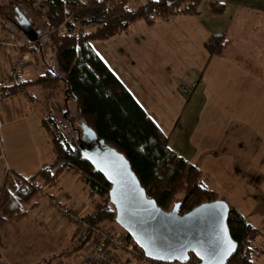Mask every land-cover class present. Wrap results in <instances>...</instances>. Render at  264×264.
<instances>
[{
  "label": "rangeland",
  "instance_id": "rangeland-1",
  "mask_svg": "<svg viewBox=\"0 0 264 264\" xmlns=\"http://www.w3.org/2000/svg\"><path fill=\"white\" fill-rule=\"evenodd\" d=\"M39 1L33 0L30 8L26 6L22 9L27 12L26 16L33 26L43 34V19L33 14L34 11L45 10ZM143 1L145 0H128V5L134 9ZM223 1L220 3L228 5L229 10L225 9L217 16L209 11L211 0H203L196 16L172 17L168 21H156L151 26L137 21L129 25L127 31L121 35L103 42L94 41L91 47L100 58L106 60L104 63L110 70L112 68L115 71L114 73L111 70L119 79L117 74L123 80L131 76L128 83L126 80L124 82L133 93H138L133 90L138 88L148 96V99L144 96L147 108L160 121L157 124L167 128L163 129L168 132L166 134L171 149L200 171L205 186L214 191L216 197H223L231 207H237L246 220H251L261 228L263 237L264 0ZM15 5L17 4L14 0H0V19L10 17L11 21L6 22L7 26L17 30L12 23ZM73 27L76 31L89 29L80 21H74ZM1 28L0 26V31ZM217 31L227 34L229 45L223 56L207 63L201 44L208 36L217 34ZM2 32L6 33L4 37L12 38L14 45L17 43L14 40L15 35L13 37L6 31ZM18 40L21 41L19 36ZM43 41L44 37L41 39L37 60L33 66L30 64L34 75L44 70L45 62L52 64V51ZM16 57L7 73L15 63H21V68L25 66L24 56L17 53ZM44 59L45 62L41 61ZM123 69L126 75L123 74ZM29 92L36 101L42 99V105L48 111L43 109V112H39L37 105L31 109L26 108L25 124H15L11 129L20 134L25 132L34 151L38 150L40 156L43 145L50 147L40 121L47 117L48 112L70 139L74 138L75 133L63 121L60 82L41 92ZM182 93H187V96H183L184 100L188 99L187 107L182 114H173L172 106L176 101L174 94ZM174 105L177 106L176 103ZM168 115L173 116L174 121L180 115L179 122H167ZM1 129L6 132L8 126L2 128L0 122V131ZM27 149L31 153L32 147L28 146ZM44 155L45 163L53 160L50 150L46 149ZM13 160L17 161L14 158ZM28 162L27 166L34 165V162ZM3 166L0 164L1 175ZM2 180L1 176L0 187ZM87 192V188L76 177L65 173L60 178L58 187L38 194L34 199L37 206L31 210L28 219L37 223L44 222L47 236L39 239L24 224L22 225L26 227H8L4 238L8 248L0 252V264H26L30 260L35 261L38 259L35 258L38 257L37 254L42 255L40 250L47 241L52 243L53 248L58 249V254L44 259V264H77L76 257L79 255L71 253L68 228L74 226L78 220L69 221L57 209L51 208L49 198H57L79 217L91 208ZM102 200L103 198L95 195L92 202L100 203ZM103 223L120 232L116 224L109 221L101 224ZM55 230L63 233L61 243L50 236ZM261 235L258 231L253 241L247 243L248 246L262 244ZM123 254L142 262L141 256L128 255L125 252ZM191 260L188 263H197V260ZM256 264H264V258L261 257Z\"/></svg>",
  "mask_w": 264,
  "mask_h": 264
},
{
  "label": "trees",
  "instance_id": "trees-1",
  "mask_svg": "<svg viewBox=\"0 0 264 264\" xmlns=\"http://www.w3.org/2000/svg\"><path fill=\"white\" fill-rule=\"evenodd\" d=\"M14 2L17 5L13 7L15 17L12 23L18 31L7 26L10 17L0 19L1 30L13 37L15 35V41H19V36L23 43L15 44L13 48H17L19 55L27 57L28 61L29 56L37 60L44 37L45 44L52 51V64L41 60L45 62V67L35 79L18 83L14 81L15 77L0 89V93L5 98L19 93L26 95L24 88L28 86L40 85L45 89L60 82L63 121L75 134L70 139L65 131L60 130L50 112L41 119L53 160L28 178L5 172L0 187V232L8 221L28 219L31 210L37 206L35 197L58 187L65 173L76 177L87 188V196L91 200V208L81 214L74 225L71 253L84 252L91 241L92 229L103 221L118 226L115 208L108 195L110 185L94 170L87 158L94 141L122 155L146 195L165 212L170 211L174 204H177L178 214L183 215L204 202H226L205 186L203 176L195 166L171 149L168 132L135 101L131 90L91 47L94 41L103 42L121 35L137 21L151 26L156 21H168L172 17L196 16L203 0H145L134 9L128 5V0H40L45 10L34 11L33 14L43 19V34L33 26L26 16L27 12L22 9L26 6L30 8L33 0ZM223 9V3H209L211 14L217 16ZM74 21L82 22L89 29L76 31ZM228 45L225 32L204 39L201 46L207 63L223 56ZM95 195L103 198L102 202H92ZM226 204V225L237 249L225 264H253L264 251V241L255 247L248 246L247 243L253 241L257 231L246 223L236 209ZM140 256L142 262L164 264L151 261L142 253ZM191 259L197 260L194 257Z\"/></svg>",
  "mask_w": 264,
  "mask_h": 264
},
{
  "label": "water",
  "instance_id": "water-1",
  "mask_svg": "<svg viewBox=\"0 0 264 264\" xmlns=\"http://www.w3.org/2000/svg\"><path fill=\"white\" fill-rule=\"evenodd\" d=\"M87 158L110 185L115 222L145 258L185 264L194 257L199 264H225L235 253L237 244L226 225V202H204L183 215L174 204L165 212L146 195L122 155L94 141Z\"/></svg>",
  "mask_w": 264,
  "mask_h": 264
},
{
  "label": "crops",
  "instance_id": "crops-1",
  "mask_svg": "<svg viewBox=\"0 0 264 264\" xmlns=\"http://www.w3.org/2000/svg\"><path fill=\"white\" fill-rule=\"evenodd\" d=\"M205 1H207V0H205ZM212 1H214V2L217 1V2L220 3L223 0H211V2ZM225 9L227 11L229 10L228 5H224L223 11ZM234 15H235V13H234ZM218 32L219 31H217V33ZM4 36H6V33H3L2 31H0V37H4ZM16 42H17L16 43L17 45H21L23 43V41H20V42L16 41ZM18 52H19V50L17 48H10V49H7V50L0 49V78L3 75H5L7 73V71L10 69V67L13 64L14 60L17 58L16 55H17ZM29 59L30 60L28 61V58L24 57L23 62H24L25 66L21 70L18 71L17 76H16L17 78L14 80L15 82H18V83L30 82L31 80L35 79L36 76L39 74V73H37L36 75H34L35 73H33V71L31 72V70H32L31 65L33 63H35L36 60L31 59L30 56H29ZM101 59L103 60V62L106 61L102 57H101ZM218 59H215V60H218ZM124 69H123V74L126 75ZM111 70L115 73V71L112 68H111ZM117 75L120 77V79L123 82L125 80L127 81V83L130 81L131 76H129L127 78H124L125 80H123L122 76H120L119 74H117ZM127 83H125L126 86H127ZM131 87L133 88L132 85H131ZM24 89H25L24 92L26 93V95H23L21 93L15 94L13 96L7 97L5 99V101L0 104V122H1V127L3 128L5 126H8V129H7L6 132H2V129L0 131V149H1L0 164L4 165L2 167V172H3L2 175H1V172H0V177L2 176V179L4 177L5 172H12V173L16 174L17 176H19L21 178H28L31 175L35 174L40 169V167H42L44 164L49 163V162L45 163L43 161L46 158V156L45 155L43 156V154H45V150L46 149L50 150V147L48 148L47 145L46 146L43 145L41 147V149H43V153L39 156L38 155L39 151L38 150L34 151L33 144H32L31 141L28 140V135H25V132L20 134V133H16V132L12 131V129H11V127L13 125H15V124H21V125L25 124L24 119L27 116L26 110H25L26 108L31 109L32 106L36 107V105H37V107L39 108L38 109L39 112H43V109L45 111L47 110V108H45V106L42 105V99L41 100L37 99V101H36L31 96V94L29 92V90H34L35 92L44 91V89L40 85L28 86V87H26ZM129 89L131 90L135 101L145 111H147L148 114H150L152 116V118H154L153 120L156 123L160 122L158 120V118L155 116V114L153 112H151L147 108L148 104H147V102L145 101V98H144V96H145L144 91L140 90L138 88H133V90L138 92V93H136L137 94L136 95L135 93H133L131 88H129ZM139 92H140V94H139ZM174 95H175L174 96V100H176L175 103L177 104V106L174 105L175 103L173 104V106H172L173 107V111L172 112H173V114H179V113L182 114L183 111L185 110V108L187 107L188 99L184 100V98H183V96H187V93L174 94ZM145 97L148 99V96H145ZM37 102H40V103H37ZM166 119H167V122H169V123H174L175 122L177 124L179 122L180 115L178 116V120L177 121H174L173 116H171V115H168ZM159 126L161 128H166L162 124L159 125ZM28 146L32 147L31 153L28 152V149H27ZM13 158L17 159V161H14ZM38 160H41V161L38 162ZM28 161L34 162V165L33 166H27V163H29ZM1 183H2V181H1ZM232 207L234 209H236L242 215V213L237 209V207H234V206H232ZM35 212L37 213V211H35ZM242 217L244 218L243 215H242ZM25 221H27V222H25ZM245 221L252 228H254L257 232L259 231V234L261 235V233H260L261 228L259 229V227L256 224L252 223L251 220H246L245 219ZM38 223H39V225H36L34 222L30 221L29 219L21 220V221H17V222L8 221L2 227L1 232H0L1 243L3 245V249H1L0 252H2V250H4L5 248H8V244L6 243V241H4V238L7 235L8 227H12L13 228V227H17V225H21L22 227H26L24 225H28L26 228L28 230L32 231V233H35L38 236L39 239L45 238L47 236L45 223L44 222L43 223L38 222ZM22 224H24V225H22ZM74 230H75V226H72V227L68 228V232H69L68 235L70 236L68 238L69 240L71 239V236H72ZM62 234H63L62 231L55 230V231L52 232V234L50 236L56 238L55 241L59 240L60 243H61L62 240H63ZM262 234H263V237H262V235L260 237H262V240L264 241V226L262 227ZM65 238H67V237H65ZM40 252H42L41 253L42 255L37 254L36 256H38V257H35V258H38V259H36L35 261L30 260L26 264H44L43 260L47 259V257L56 256L58 254V249L56 247L53 248L52 247V243H48V241H47V243H44V248L42 250H40ZM81 253L82 252H78L77 254L79 256H81ZM114 255H115V262H113L112 264H149V263H146V262H141L140 260H136V259L130 258L129 256L123 254L122 252H117ZM261 257L264 258V251L253 262V264H256L259 260H261ZM45 264H47V263H45ZM152 264H155V263H152Z\"/></svg>",
  "mask_w": 264,
  "mask_h": 264
},
{
  "label": "built area",
  "instance_id": "built-area-1",
  "mask_svg": "<svg viewBox=\"0 0 264 264\" xmlns=\"http://www.w3.org/2000/svg\"><path fill=\"white\" fill-rule=\"evenodd\" d=\"M12 38L0 37V49L13 48L14 42ZM21 63H15L14 67L5 75L0 78V89L7 84L10 80H14L19 70H21ZM5 97L0 93V104L5 101ZM51 202V208L57 209L59 213L69 221H77L78 215L76 212L71 211L69 207H65L57 198H49ZM92 238L88 247L81 253V256L76 257L78 259L77 264H112L115 260V253L125 252L128 255L140 256V249L133 243V241L126 237L122 232L115 231L113 228L105 223L96 226L92 229ZM190 259L188 260V262ZM193 261V260H191ZM185 263V264H199L197 263ZM164 263V262H163ZM164 264H183L176 261L168 262Z\"/></svg>",
  "mask_w": 264,
  "mask_h": 264
}]
</instances>
